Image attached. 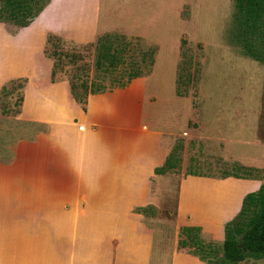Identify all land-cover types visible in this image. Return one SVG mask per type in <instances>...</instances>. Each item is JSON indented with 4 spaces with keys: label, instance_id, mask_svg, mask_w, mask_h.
Here are the masks:
<instances>
[{
    "label": "crops",
    "instance_id": "0c3cea01",
    "mask_svg": "<svg viewBox=\"0 0 264 264\" xmlns=\"http://www.w3.org/2000/svg\"><path fill=\"white\" fill-rule=\"evenodd\" d=\"M64 6L49 1L25 27L11 30L0 22V87L25 78L17 117L44 128L0 158V264H208L189 247L178 248V239L167 246L162 233L134 212L155 204L151 181L159 197L171 175L155 174L168 148L147 122V80L135 77L123 87L89 94L85 109L65 78L50 81L52 62L43 53L47 32L87 43L107 29L96 10L91 22L88 11L74 20L68 13L66 20ZM245 49L244 56L261 64L262 95L264 53ZM207 134L206 143L216 139L211 128ZM256 142L264 146V140ZM257 160L238 162L263 163ZM215 174L180 180L174 219L178 229L200 230L206 252L219 248L217 264H227L226 226L244 221L246 198L259 193L263 180Z\"/></svg>",
    "mask_w": 264,
    "mask_h": 264
},
{
    "label": "rangeland",
    "instance_id": "374dc122",
    "mask_svg": "<svg viewBox=\"0 0 264 264\" xmlns=\"http://www.w3.org/2000/svg\"><path fill=\"white\" fill-rule=\"evenodd\" d=\"M49 1L54 6L64 3L66 20L68 13L74 20L88 11L91 22V10H96L99 24L107 27L96 42H90L93 79L108 70L123 75V79L147 80L152 105L147 122L163 134L162 144L168 148V155L178 156V166L168 171L171 175L164 181L165 195L158 197L157 182L151 181L155 204L150 205L143 221L162 233L167 246L178 239V248L189 247L204 262L217 264L215 256L220 249H211L212 255L206 252L200 230L175 226L177 192L184 176H199L209 170L217 177L260 176V192L248 202L244 221L234 227L247 226L261 209L264 146L256 139L264 140V91L261 95L259 83L262 70L261 64L244 55L245 46L264 53V20L251 34L236 0H37L30 4L27 14L16 12L14 20L9 17L11 8L0 2V20L12 30ZM47 33L69 41L61 34ZM65 69L70 71L73 66L66 65ZM58 77L66 78V74L61 72ZM108 87L112 85L104 88ZM18 95L15 90L0 96V158L10 157L18 140H30L40 132L36 131L39 125L14 115ZM210 128L216 139L206 143ZM202 130L203 140L199 135ZM251 159L263 163L239 164ZM254 260L264 264V259L226 263L257 264Z\"/></svg>",
    "mask_w": 264,
    "mask_h": 264
},
{
    "label": "trees",
    "instance_id": "16d2710c",
    "mask_svg": "<svg viewBox=\"0 0 264 264\" xmlns=\"http://www.w3.org/2000/svg\"><path fill=\"white\" fill-rule=\"evenodd\" d=\"M36 1L37 0H0L4 6L11 8L9 17L12 20H14L16 12L27 14L30 4ZM236 2L239 10L243 14L246 27H248L251 34H254L264 20V0H236ZM45 5H42L26 21L19 23L18 27L28 26L31 20L38 15ZM0 22L4 23L3 20H0ZM90 44L89 42L78 45L58 35L47 33L43 49L44 55L52 62L50 81L53 83L59 80L58 74L61 72L66 74L65 80L69 85L71 96L83 107L86 104L89 94L104 92L116 87H123L127 85L131 79L135 78L127 77L123 79V75L117 74L116 71L112 73L106 70L105 75L93 79V65L90 62ZM88 57L89 60H87ZM66 65H72L73 69L70 71L66 70ZM25 84V78L10 79L0 88V96L3 97L18 90L19 95L14 102L16 108L14 111L15 116H18L21 111L23 88ZM107 84L112 85V87L105 89L104 87ZM42 130L43 128L39 126L36 131ZM177 166L178 156L175 153H171L165 159L163 166L155 169V174H164L176 169ZM257 195L248 196L246 201H251ZM150 209L151 206L149 205L144 208H136L135 212L146 216ZM237 222H231L226 226L225 239L223 241V258L231 263H239L246 259H264V201L261 209L247 226L235 228L234 224H237Z\"/></svg>",
    "mask_w": 264,
    "mask_h": 264
}]
</instances>
